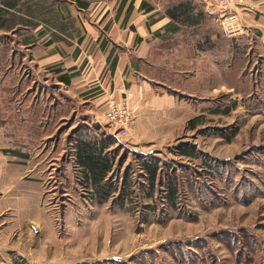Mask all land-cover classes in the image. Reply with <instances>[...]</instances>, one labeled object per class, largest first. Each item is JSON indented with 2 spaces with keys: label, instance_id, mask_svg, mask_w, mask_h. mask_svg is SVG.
<instances>
[{
  "label": "rangeland",
  "instance_id": "374dc122",
  "mask_svg": "<svg viewBox=\"0 0 264 264\" xmlns=\"http://www.w3.org/2000/svg\"><path fill=\"white\" fill-rule=\"evenodd\" d=\"M152 2L160 12L170 0ZM205 26V32H213L214 26ZM215 27L219 43L228 45L221 26ZM47 32L41 38L32 30H0V50L4 48L0 51V120L16 116L22 123L17 130L5 128L8 141L2 145L10 148L13 163L21 160L12 152H24L22 161L25 159L27 173L31 170L27 178L41 184L37 201H29L34 198L29 196L26 208L19 204L24 208L20 218L8 214L0 219V264H264V92L258 91V73L253 76L256 64L249 62L243 71L249 75V83L240 85L244 95L233 94L235 89L227 86L217 91L220 66L214 65V53L209 51L205 66L210 88L202 95L190 91L198 86L183 79L187 65L176 60L177 54L167 57L174 70L165 92L179 98L176 113L164 111L170 121L159 122L151 114L153 109L144 105L142 95L136 111L132 110L128 135L122 138L103 116L106 103L116 101L111 93L102 101L87 103L100 99L103 91L82 93L83 85L77 84L80 77H76L67 90L72 105L67 102L68 92L56 84L52 74L51 68L59 65L55 61L58 55L50 56L53 46L45 43L50 38ZM36 35L39 39L24 44ZM59 47L64 54L70 50ZM90 52L79 54V62L86 60L84 75L102 64L103 59L88 55ZM221 55L225 65L230 53L223 48ZM68 61L70 58L63 64ZM231 76L225 75L227 85ZM249 86L252 94H246ZM127 95L118 103L130 110L133 94ZM36 101L39 106L33 109L30 105ZM225 109L228 112H217ZM142 116L147 119L136 124ZM31 119L42 126L39 135L25 123ZM85 126L98 127L97 134L112 135L119 144L114 145L117 161L125 156L119 168L116 165L115 178L120 180L126 174L136 188L122 207L117 194L99 204L81 191L74 180L76 174L73 181L65 178L73 163L74 131ZM186 147L196 156L180 155ZM137 154L159 159L163 174L175 170L178 191L174 208L166 200L164 179H159L151 196L145 187L140 188L147 185L138 175Z\"/></svg>",
  "mask_w": 264,
  "mask_h": 264
},
{
  "label": "crops",
  "instance_id": "0c3cea01",
  "mask_svg": "<svg viewBox=\"0 0 264 264\" xmlns=\"http://www.w3.org/2000/svg\"><path fill=\"white\" fill-rule=\"evenodd\" d=\"M22 1H18L16 7L10 9L0 0V12L6 15L10 13L19 15L16 13V8ZM57 1H60V4ZM57 1L55 8L59 12V21L65 23L66 28L64 30L51 29L50 33H53L55 37H51V34L48 33L50 38L45 41L48 47L49 45L53 46L50 56L58 55L55 61L59 65L53 66L51 69L53 71L55 68H59L60 71H53L52 74L56 84L60 87L64 86L66 92L73 85V79L76 77H80L77 84L83 85L82 93L87 91L94 94L97 91H103V96L101 95L100 99L87 100V103L93 104L95 101H102L109 93L117 102L123 100V94H128V97L133 94L131 103H128L131 114H133L136 111L134 108L138 106V100H141L144 95L146 97L144 105L153 109L151 114L157 115L159 122L167 123L170 119L164 117L163 112L173 109L176 113L175 108L179 98L175 96L176 94L171 96L165 92L170 87L171 73L174 70L165 59L177 54L176 60L182 65H187L183 79L187 81L188 85L198 86V89L191 88L190 91L202 94L203 90L210 88V80L206 74L205 66L206 55L209 51L214 53V65L220 66L216 75L217 91L220 86L222 88L227 86L229 90H232V87L235 89L236 92L233 94L244 95L240 85L249 83V75L243 71L249 62H253L257 67L253 76H257L258 73V79H260L258 91L264 92V0H240L233 5V13L241 31L226 37L229 39V44L226 46H222L215 36V30H217L215 26H220L218 18L221 14L217 0L215 3H211L209 0H191L196 7L194 12L197 14L201 12L204 15L200 24L192 26H182L174 22L167 16L166 6H163V10L159 12L157 3H153L152 0H134L132 10L128 15L126 11L130 0L124 4H121L120 0ZM76 1L87 5L79 7ZM141 3L144 5L141 6ZM83 16L88 19H84ZM91 16H94L95 19L90 20ZM206 23H209L212 28L214 26L215 30L213 28L212 33L204 31ZM42 27L45 26L43 22H40L32 31H37L39 34L43 32ZM104 29L105 31H103ZM206 36L209 37V42L202 44ZM40 37L42 38V36ZM35 39H39L37 35ZM61 45L70 49L69 52L64 54L59 47ZM115 46H119L122 50H116ZM223 48L230 53V59L225 65H223L221 55ZM85 51L90 52L88 55H99L103 60L98 69H92L84 75L82 67L86 60L83 59L82 62H79L78 58L79 54ZM111 52V57H117V63L112 72L109 71L107 62V57ZM68 58L70 61L63 64L64 60ZM226 74H232L231 86L226 84ZM61 76H64L68 83L65 84L59 79ZM173 77L175 78L176 75L173 74ZM158 89L162 93H158ZM251 91V86H249V93L246 94H252ZM66 95L67 102L72 105L70 93L68 92ZM30 106L34 109L39 106V103L36 101ZM145 119L147 117L142 116L136 119L135 123H143ZM5 130L0 124V219L8 214L13 218H20V212L24 211V208H20L19 204L22 203L26 208V201H28L26 198L29 196L34 197L32 200L29 198V201H35L36 197L40 196L41 184L37 180L30 181L27 178L31 170L27 173L28 170L24 165L25 159L22 161V157L25 156L24 152L20 150L12 152L13 155H18V160L21 161L10 162V148L2 145L3 141H8L5 137ZM70 167L71 173L65 178L70 180L71 177L73 181V175L76 174L75 183L81 186V191H85L80 184L82 180L81 168L73 163H70ZM51 173V171L48 172L50 178L52 177Z\"/></svg>",
  "mask_w": 264,
  "mask_h": 264
},
{
  "label": "trees",
  "instance_id": "16d2710c",
  "mask_svg": "<svg viewBox=\"0 0 264 264\" xmlns=\"http://www.w3.org/2000/svg\"><path fill=\"white\" fill-rule=\"evenodd\" d=\"M18 1L20 0H1V2L9 7L10 9L15 8ZM127 0H120L121 4H124ZM134 0H130L129 7L126 11L128 15L132 10V4ZM79 7H85L87 4L83 2L76 1ZM144 5V3H141ZM55 0H23L20 5L16 8L19 15L15 13H10L6 15L0 12V30L4 32H15L17 30H32L35 29L40 22H43L44 26L49 31L51 29L64 30L66 24L59 21V12L55 8ZM166 13L169 18L179 25L192 26L195 24H200L202 17L204 16L201 12L195 13L194 7L191 0H170V3L166 6ZM4 15V16H3ZM22 15V16H20ZM206 18V17H205ZM40 32L38 37L42 36L46 31ZM48 33V32H47ZM51 37H55L53 33H50ZM27 41H30L27 43ZM35 42V38H31L24 41V44ZM209 42V37L206 36L202 44H207ZM7 50V48H6ZM0 51H4L1 48ZM6 52V51H5ZM4 52V53H5ZM112 52L107 57L109 71L112 72L117 63V57L112 56ZM54 72H59V68H55ZM61 79L65 84L68 80L61 76ZM38 109V108H37ZM37 109L34 111L36 116H39ZM218 113H226L228 110H217ZM14 116V115H13ZM33 134L39 135L42 126H39L37 119H31L25 122ZM0 124L4 128H11L17 130L21 126V122L18 121L16 116L5 118V121L0 120ZM38 124V125H37ZM41 125V124H40ZM196 125L192 124L191 128L194 129ZM98 127L90 129L85 126L83 128H78L74 132H77L73 139V164L80 167L81 185L86 193H89L93 199L99 203L103 204L109 199H112L113 195L117 194V200L119 205L122 207L123 201L131 198L135 191V182H133L126 174L122 175L121 179L115 178L117 169L124 162L125 156L120 155V160L117 161L119 153L114 145H119L116 143V139L112 135H107L105 133L97 134ZM180 155L186 157H195L196 154L190 147L182 148L179 151ZM116 160V163H115ZM136 168L138 170V175L146 183L140 188H143L145 193L148 195L154 190L157 182L160 178L164 179L163 183L166 192V200L169 205L174 208L177 204L176 193L178 191V176L175 170H171L163 174L162 164L160 160L156 157L148 154H137L135 160ZM117 165V169H116ZM140 184H137L139 186ZM151 196V195H150ZM114 198L113 201H116ZM147 207V206H146Z\"/></svg>",
  "mask_w": 264,
  "mask_h": 264
},
{
  "label": "built area",
  "instance_id": "2783aa9c",
  "mask_svg": "<svg viewBox=\"0 0 264 264\" xmlns=\"http://www.w3.org/2000/svg\"><path fill=\"white\" fill-rule=\"evenodd\" d=\"M238 1L240 0H217V5L221 10L218 21L226 37L241 31L233 13V5ZM103 116L115 135L122 138L128 135L132 122V114L129 109L111 99L106 103Z\"/></svg>",
  "mask_w": 264,
  "mask_h": 264
}]
</instances>
